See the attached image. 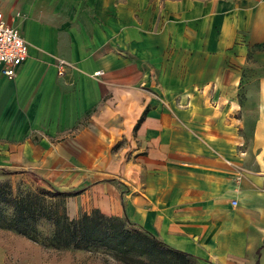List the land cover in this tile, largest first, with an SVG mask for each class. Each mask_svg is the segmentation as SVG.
I'll return each mask as SVG.
<instances>
[{"label":"crops","instance_id":"crops-1","mask_svg":"<svg viewBox=\"0 0 264 264\" xmlns=\"http://www.w3.org/2000/svg\"><path fill=\"white\" fill-rule=\"evenodd\" d=\"M149 1L56 23L0 0L28 44L13 77L0 65V168L68 192L70 218L97 208L199 264H264V0Z\"/></svg>","mask_w":264,"mask_h":264},{"label":"trees","instance_id":"trees-1","mask_svg":"<svg viewBox=\"0 0 264 264\" xmlns=\"http://www.w3.org/2000/svg\"><path fill=\"white\" fill-rule=\"evenodd\" d=\"M67 194L56 188H41L14 197V216L4 223L5 227L39 241L44 248L81 250L92 257L90 264H109L111 258L117 264H177L180 260L186 263V256H191L164 244L145 229H132L135 223L126 217L106 215L94 208L70 218L65 208ZM41 219L53 227L45 239H38L35 228Z\"/></svg>","mask_w":264,"mask_h":264},{"label":"rangeland","instance_id":"rangeland-1","mask_svg":"<svg viewBox=\"0 0 264 264\" xmlns=\"http://www.w3.org/2000/svg\"><path fill=\"white\" fill-rule=\"evenodd\" d=\"M50 0H39L40 7H46L48 12L55 18L53 21L59 23L60 20L68 19L72 15L74 21L83 19L84 11L87 12L86 0H80L76 10L71 8L72 2H66L60 7L50 5ZM156 0H150L153 4ZM116 3L124 0H115ZM69 14V16H68ZM262 48V47H261ZM61 61V60H60ZM60 61L57 62L58 66ZM62 69L67 64L62 60ZM123 141H121V144ZM6 166V165H4ZM51 190L46 179L37 174L34 169H30L26 164L21 163L20 169L11 170L0 168V264H90L92 257L81 250H53L44 248L41 244L30 238L20 235L5 227V222L10 221L14 216L11 200L20 194L28 191H38L39 189ZM81 214V213H80ZM79 214V215H80ZM38 239H45L52 233L53 227L44 219L35 223ZM132 229L141 231L143 228L135 223ZM147 260L146 257H144ZM92 264H100L98 262ZM109 264H117L111 258ZM177 264H199V261L192 256H186V263L180 261Z\"/></svg>","mask_w":264,"mask_h":264},{"label":"built area","instance_id":"built-area-1","mask_svg":"<svg viewBox=\"0 0 264 264\" xmlns=\"http://www.w3.org/2000/svg\"><path fill=\"white\" fill-rule=\"evenodd\" d=\"M28 56V44L21 37L17 28L8 24L0 12V65L1 72L11 78L15 75V68ZM62 62L60 61L59 67ZM63 72L62 68L58 70Z\"/></svg>","mask_w":264,"mask_h":264}]
</instances>
